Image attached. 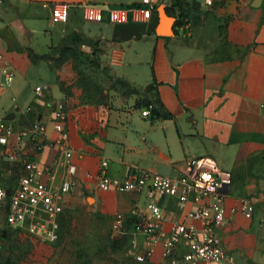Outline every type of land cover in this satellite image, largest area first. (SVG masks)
Here are the masks:
<instances>
[{
    "label": "crops",
    "instance_id": "0c3cea01",
    "mask_svg": "<svg viewBox=\"0 0 264 264\" xmlns=\"http://www.w3.org/2000/svg\"><path fill=\"white\" fill-rule=\"evenodd\" d=\"M153 4L145 14V0H0V53L14 74L0 88V119L17 129L35 119L43 122L47 144L34 156L41 168L38 179L54 189L63 178L76 181L73 191L62 196L59 237L49 243L55 251L49 264H75L62 240L65 216L73 218L79 232L90 228L110 240L116 214L147 213L150 199L144 192L103 190L87 174L102 171L120 178L141 169L177 177L185 160L194 157L211 158L232 175L224 190L225 219L216 229L232 258L224 264H264V0ZM61 5L67 6L66 18L53 21V10ZM87 10L97 16L87 19ZM163 13L173 19L169 35L156 32ZM81 41L97 45L91 60L126 82L133 96L112 90L103 102L66 105L44 56L51 46ZM39 63L54 78L38 70ZM36 75L38 80L30 82ZM54 109L65 112L63 133L74 173L54 142ZM243 199L253 205L250 217L240 210ZM154 201L165 235L173 224L190 222L187 215L196 207L192 200L170 196ZM0 223L9 228L2 214ZM187 251L180 241L173 254L180 259ZM147 262L169 264L160 243Z\"/></svg>",
    "mask_w": 264,
    "mask_h": 264
},
{
    "label": "built area",
    "instance_id": "2783aa9c",
    "mask_svg": "<svg viewBox=\"0 0 264 264\" xmlns=\"http://www.w3.org/2000/svg\"><path fill=\"white\" fill-rule=\"evenodd\" d=\"M154 1L145 0L148 5L145 14L153 9ZM66 15L67 6H57L51 19L64 20ZM96 16L93 10L85 13L87 19ZM111 18L117 20L118 16L112 13ZM78 49L83 55L93 57L98 47L95 43L81 41ZM13 75L5 56L0 53V88L10 83ZM39 89L40 86H36L34 90ZM148 113L145 110L142 115L147 116ZM51 121L58 133L54 142L64 157L69 173H74L75 169L70 165L72 151L63 133L65 112L62 109L55 110ZM46 144V126L40 120L35 119L29 126L17 129L0 119V210L4 222L30 237L54 243L58 240V217L64 210L62 196L73 191L76 181L69 177L63 178L59 187L54 189L38 179L41 168L34 156ZM100 165L104 168L107 162L102 160ZM11 169L17 173L14 180L7 181L4 179L5 174ZM43 170L47 172L50 168L44 167ZM87 176L95 180L100 189L134 190L144 192L150 199L146 204L147 213H139L137 210L132 212L137 219L130 227L125 224L126 215L120 213L115 215L111 227L114 236H130L129 249L136 261L149 260L157 243L161 245L162 258L169 264H178L180 261L224 264L232 259L216 234V229L225 219L224 190L230 185L232 175L223 171L211 158L186 159L177 177L141 169H134L120 178L109 177L102 171ZM165 196L175 197L180 202L192 200L196 205L187 215L190 222L173 224L167 235L161 229L162 211L154 201ZM240 210L246 217H250L253 211L251 201L241 200ZM180 241L188 246V251L178 259L173 253Z\"/></svg>",
    "mask_w": 264,
    "mask_h": 264
},
{
    "label": "rangeland",
    "instance_id": "374dc122",
    "mask_svg": "<svg viewBox=\"0 0 264 264\" xmlns=\"http://www.w3.org/2000/svg\"><path fill=\"white\" fill-rule=\"evenodd\" d=\"M44 58L56 75V87L65 96L66 105L103 102L108 100L112 90L120 95L133 96L130 86L111 74L104 64L91 60L95 58L83 55L78 46L67 43L51 46ZM37 69L54 78L45 64L39 63ZM37 80L38 75L30 82ZM44 81L48 83L47 77ZM64 106L63 103L58 105ZM16 173L15 169H11L2 178L14 180ZM61 232L64 247L73 253L76 264H137L128 259L122 243L110 250L108 246L113 241L99 238V234L90 228L79 232L71 216L64 217ZM49 243L52 242L38 240L24 231L7 228L0 223V264H49L55 257L54 245Z\"/></svg>",
    "mask_w": 264,
    "mask_h": 264
},
{
    "label": "trees",
    "instance_id": "16d2710c",
    "mask_svg": "<svg viewBox=\"0 0 264 264\" xmlns=\"http://www.w3.org/2000/svg\"><path fill=\"white\" fill-rule=\"evenodd\" d=\"M75 41H77L76 39H74ZM126 85H128L126 82H125ZM133 90V89H132ZM133 92V91H131ZM136 216L131 214V215H126V220H125V224L130 227L132 225V223L136 220ZM59 234V233H58ZM59 237V235H58ZM129 238L130 236L128 234H123V235H116V236H113L112 239L110 240H106V241H113L112 244H110L108 247L110 250L116 248L118 245H120L122 243L121 246H123L125 248V251H126V256L128 257V259L134 263H137V264H147L149 262L145 261V262H138L134 259L133 255L130 253V249H129ZM74 257V256H73ZM74 262H75V259H74ZM76 264V263H75Z\"/></svg>",
    "mask_w": 264,
    "mask_h": 264
},
{
    "label": "water",
    "instance_id": "95a60500",
    "mask_svg": "<svg viewBox=\"0 0 264 264\" xmlns=\"http://www.w3.org/2000/svg\"><path fill=\"white\" fill-rule=\"evenodd\" d=\"M173 28V19L166 16L164 13L160 15L159 25L156 32L160 35H169ZM13 115H9L7 119H11Z\"/></svg>",
    "mask_w": 264,
    "mask_h": 264
}]
</instances>
